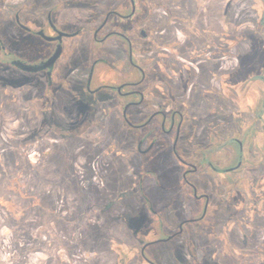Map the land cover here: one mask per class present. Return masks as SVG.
Wrapping results in <instances>:
<instances>
[{"label": "rangeland", "instance_id": "rangeland-1", "mask_svg": "<svg viewBox=\"0 0 264 264\" xmlns=\"http://www.w3.org/2000/svg\"><path fill=\"white\" fill-rule=\"evenodd\" d=\"M19 1H24V18H30L29 10L37 12L27 6L29 0ZM38 1L41 10L47 0ZM67 1L86 3V16L93 17L91 24L99 21L103 9L99 0ZM112 1L108 0V5ZM181 1L184 7L172 0H151L163 6L154 9L157 20L152 19L151 28L153 36L164 37L165 46L173 42L177 47L187 45L188 58L174 56L171 47H158L168 54L163 58L165 68L196 71L189 79L195 84L188 83L183 95L185 101H191L187 124L194 127L196 138L191 136L189 145H183L197 154L193 156L197 162L201 159L197 148L215 138V153H209V160L216 171L205 167L194 176L212 196L204 226L213 228L204 234L186 230L168 245L151 246L146 253L163 264H201L212 256L220 261L227 241L225 227L236 224L239 228L232 231L231 239L242 248L244 264H257L264 259V108L261 120L255 117L264 100L260 79L264 76V27L260 25L264 0ZM11 7L6 5L1 19L8 18ZM80 14L72 11L67 16L76 21L73 17ZM167 14L171 21L168 32L164 23ZM192 15L195 18L191 21ZM133 20L116 22L123 25ZM15 29L10 22L0 23V38L8 41L17 37ZM65 44L54 73L70 84L69 71L90 60L98 46L86 31ZM49 46L32 36L17 44L20 51L30 50L32 55ZM143 56L137 59L144 67L153 68L157 59L162 64V58L153 53ZM3 57L0 51V264H139L140 240L171 235L182 219L190 217L191 202L183 198L180 184H176L178 165L159 146L153 156H141L132 149L117 120L100 112L86 133L67 137L73 121H69L65 104L42 103L39 91L44 79L22 80L2 69L6 68L1 63ZM213 70L224 75L219 79ZM229 74L230 79L225 76ZM227 78L231 95L228 89L223 90ZM224 103L230 110L223 109ZM53 108L59 116L53 115ZM208 112L210 116H205ZM200 118L213 120V135L203 137L206 122ZM78 122L73 123L81 120ZM226 129L243 144L242 167L230 175L218 172L240 160L236 143L228 151L220 150L219 145L228 139L223 136ZM181 156L185 158L183 153ZM150 169L156 178L144 183V191H140L135 178ZM163 178L167 183L161 182ZM143 196L149 198L155 212L137 214L140 208L148 210ZM164 206L167 210L162 213ZM128 215L135 219L136 234L126 223ZM236 260L238 264V257Z\"/></svg>", "mask_w": 264, "mask_h": 264}, {"label": "flooded vegetation", "instance_id": "flooded-vegetation-1", "mask_svg": "<svg viewBox=\"0 0 264 264\" xmlns=\"http://www.w3.org/2000/svg\"><path fill=\"white\" fill-rule=\"evenodd\" d=\"M107 1L99 0L98 3L103 5L101 17L97 23L91 24L93 17L88 18L86 16V3L73 4L66 2V0L64 2L47 0L42 3L43 6L39 10L40 2L29 0L27 6L37 9V12L29 10L30 18H24L22 15L24 1L0 0V23L10 22L18 31L17 37H11L8 41L0 38V51L4 56L1 63L6 65V68L2 69L12 71L22 80L35 79L39 81L41 78L44 79L40 82L43 87L39 91L40 98H42L40 99L41 102H49L52 106H55L56 103L65 104L69 121L79 120L80 122L81 120L80 123L78 122L79 124L69 123V131L71 132H68L67 137L76 136L78 132L86 133L92 121L96 119L97 113L100 112L112 121L117 120L118 126L123 127L124 132L128 135L127 141L131 144L132 149L134 148L141 156L148 158L153 156L151 154L156 146L161 147L164 154L169 153L170 158L173 159L172 161L180 169V178L179 181H176V184H180L181 187H178L180 188V194L191 202L189 204L191 207L188 208L190 212L188 216L190 217L182 219L178 224L177 232L171 235L149 242L140 240L139 256L136 258L139 264H163L162 261L157 260L158 257L154 259L150 254V257L147 255L146 252L151 246H166L175 239L180 238L186 230L194 229V232L201 234L212 231V226H204V224L208 222L213 199L205 185L201 187L199 182L194 180V176L199 173L201 168L206 167L215 170L209 160V153H215V138H213L214 144H212L213 142L208 145L202 144L197 148L201 156V159L197 162H194L193 159V156L197 154L186 150L183 145V143L189 145L188 139L191 136L196 138L194 127L187 124L188 118L191 116L188 110L191 101H185L183 96L184 89L188 88V83L195 84L194 81H189V79L194 78L196 71L193 70L194 68H165L163 58L168 57V54L164 52L166 49H162V52L158 51L160 45L166 48L171 47L174 56L188 57L185 54L187 51L186 44V46L183 44V46L177 47V44L173 42V45L165 46L167 43L163 40V34H160L162 37L153 36L151 21L152 19L153 21L157 20L153 16L154 9L163 6L152 4L151 0H114L111 5H108ZM172 2H175V5L179 7H184L181 0H172ZM7 4L13 6L11 7L12 11L8 14L6 20L1 19L3 9ZM99 10L100 8L97 9L96 15ZM72 11L81 13L79 18L73 17L76 21H71L70 18L72 17L67 16L70 13L72 14ZM194 16L189 17V20L192 21L195 18ZM132 19H134L132 22L123 23V25L116 22V20L128 21ZM169 21L167 14L164 23L166 28L169 27V29L165 28L166 32L171 27ZM84 31L88 33L90 40L98 46L96 53L90 60H86L85 64H76L69 71L70 84L66 81L63 82V80L58 79L54 71L56 64L65 51V41L69 38L79 37ZM29 36L43 43H48L50 46L36 55L28 53L30 50L20 51L17 47L18 42ZM45 37L52 40H47ZM255 40L258 39L255 38ZM153 42L160 43L154 45ZM106 45H108V48L102 50V47ZM58 49L61 50V53L56 61L52 65L44 67V64L54 56ZM152 53L155 54V57L160 56L162 58V64L157 59L153 68H147L139 62L141 60L137 59V56ZM242 69L244 68H240V71ZM214 74H217L219 79L224 75L220 72ZM225 76L230 79L231 75ZM228 78L223 81V90L228 89L231 95L230 80ZM260 79L264 83L263 75L260 76ZM10 83L14 85L13 82ZM222 94L226 99V93L222 92ZM230 95L227 98L229 102L231 100ZM263 108L261 101V112L255 115L257 120H261ZM223 109L227 111L230 110V107L224 103ZM53 110V115L59 116L57 110L55 108ZM208 115L210 116L209 112L205 116ZM200 120L206 122L203 137H208L209 134L213 135V120L209 118L207 120L200 118ZM72 131L75 133H72ZM225 135L228 136V139H225L219 145L220 150L228 151L232 148L233 143H236L240 155V160L234 167L218 171L230 175L242 167L243 144L241 140L232 138L230 129H226L223 136ZM157 142L162 144L157 145ZM179 151L185 155V158L181 156ZM164 154L160 157L163 158ZM141 173L135 178L134 184L138 185L140 191L142 189L144 191V183L146 184L147 181L155 179L156 176L153 174L152 177L151 169ZM161 182L163 184L167 183L165 178ZM183 189H187L188 193L183 192ZM142 198L148 210L140 208L136 211L137 214L140 215L143 211H148L147 215L151 211L155 212L151 207L149 198L147 196ZM252 205L256 209V203ZM200 206L202 207L201 213H199ZM166 210V206L161 209L162 213ZM130 215H128L126 223L135 233V219L134 217L130 219ZM238 228L239 226L236 224H229L225 227L227 241L224 243L223 260L219 261L212 256L208 260L205 259L201 264H237V257L240 260L238 264H244L242 248L237 247L231 239L232 231ZM164 232L166 234V231ZM116 264H118V261ZM192 264H199V262ZM257 264H264V259L260 258Z\"/></svg>", "mask_w": 264, "mask_h": 264}, {"label": "water", "instance_id": "water-1", "mask_svg": "<svg viewBox=\"0 0 264 264\" xmlns=\"http://www.w3.org/2000/svg\"><path fill=\"white\" fill-rule=\"evenodd\" d=\"M45 39H47V40H52L51 38H47V37H45ZM60 53H61V50L58 49L57 52L54 54V56H52V57H51V58H50V59L44 64V67H48V66L52 65V64L56 61V59L59 57Z\"/></svg>", "mask_w": 264, "mask_h": 264}, {"label": "trees", "instance_id": "trees-1", "mask_svg": "<svg viewBox=\"0 0 264 264\" xmlns=\"http://www.w3.org/2000/svg\"><path fill=\"white\" fill-rule=\"evenodd\" d=\"M260 25H261V28L264 27V8H263L262 15H261ZM262 103L264 106V100L262 101Z\"/></svg>", "mask_w": 264, "mask_h": 264}]
</instances>
